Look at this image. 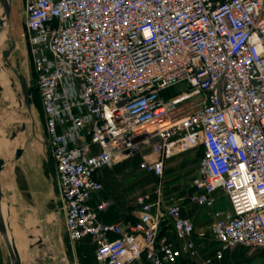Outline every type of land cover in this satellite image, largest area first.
I'll return each instance as SVG.
<instances>
[{"label":"built area","instance_id":"built-area-1","mask_svg":"<svg viewBox=\"0 0 264 264\" xmlns=\"http://www.w3.org/2000/svg\"><path fill=\"white\" fill-rule=\"evenodd\" d=\"M22 3L69 242L90 240L97 264H221L237 247L264 264V0ZM199 151L185 195L158 187L133 217L98 221L114 206L93 204L101 170L138 158L161 180L170 160ZM190 207L211 212V258L196 260Z\"/></svg>","mask_w":264,"mask_h":264},{"label":"crops","instance_id":"crops-1","mask_svg":"<svg viewBox=\"0 0 264 264\" xmlns=\"http://www.w3.org/2000/svg\"><path fill=\"white\" fill-rule=\"evenodd\" d=\"M22 42L24 43L23 40ZM8 52L4 53H7L8 56L10 54ZM24 53L25 57L23 60L18 61L19 66L16 70L13 67H9V69L17 77L31 76L33 80L31 61L25 43ZM3 61L8 64L7 59L4 58ZM2 67L0 66V73ZM21 89L27 91L26 82L21 84ZM32 136L33 141L27 149L22 147L14 150L15 159L9 164V166H13L10 174L7 171L5 172V159L9 160V158L3 159L0 157V160L5 164L0 173L1 212L7 227L8 237L15 247L20 263L97 264L95 261V247L90 240L84 239L75 244L69 242L64 230L63 214L57 195L53 166L44 142L43 131L40 133L38 131L37 135L33 134ZM17 150L21 151L19 158H16ZM201 154L200 151L196 153L198 157L195 159L196 169ZM186 161L181 159L179 162L185 165L187 164ZM138 164L139 159L134 158L112 169H103L98 174L97 178L102 184L103 195L96 196L93 204L104 197L109 198L114 204L110 211L99 216L98 221L101 224L124 222L125 219L131 218L135 214L137 197L144 195L150 198L154 197L151 196V191L143 193L149 182L151 183L154 178L140 171ZM139 173H142L143 176ZM199 210L190 207L184 212V215L189 217L194 225L197 261L211 258L216 249V244L210 238L209 230H204L207 227V221ZM168 238L176 246H179L172 234ZM228 253L225 254L221 264H224L226 259L228 261L232 260L233 254ZM0 264H11L1 235Z\"/></svg>","mask_w":264,"mask_h":264},{"label":"rangeland","instance_id":"rangeland-1","mask_svg":"<svg viewBox=\"0 0 264 264\" xmlns=\"http://www.w3.org/2000/svg\"><path fill=\"white\" fill-rule=\"evenodd\" d=\"M4 2L9 8V20H4L5 26L0 38V66H3L0 73V139H2L0 143L7 142V147L0 149V157L3 159L9 158V160L5 159V172L7 171L10 174L13 166H9V164L15 159L14 150L22 147L27 149L33 141L32 135H37L38 131L39 133L42 132V115L34 78L32 80L31 76L27 77L25 75L22 78L17 77L9 69V67H13L16 70L19 66L18 61L23 60L25 57L24 43L21 39L24 29L22 0H4ZM2 10L0 3V15H3ZM8 51L10 54L5 58V60H8V64H5L2 53ZM23 82H26L28 86V96H25V89L23 91L21 89ZM197 158L195 152H190L173 159L167 164L162 179H154L151 183L149 182L143 193L151 191V196H154V191L161 187L165 196L185 195L190 189L192 179L195 177V159ZM181 159L187 160V164L182 165L179 162ZM140 175L143 176L142 173ZM218 204V209L227 207L224 198L219 199ZM199 211L207 221V227L204 230H210L212 224L211 212ZM229 253L233 254L232 260L228 261L226 259L224 264H247L248 262L249 264H260L259 261L262 257L260 251L244 247L234 248Z\"/></svg>","mask_w":264,"mask_h":264},{"label":"water","instance_id":"water-1","mask_svg":"<svg viewBox=\"0 0 264 264\" xmlns=\"http://www.w3.org/2000/svg\"><path fill=\"white\" fill-rule=\"evenodd\" d=\"M0 3H1V6H2V9H3L2 12H3V15H4V16L2 15V17L0 15V38H1L4 26H5L4 23H5V21L9 20V8L6 6L4 0H0ZM6 57H7V53H3V58H6ZM25 96H28V92L27 91H25ZM27 107H28V105H27ZM20 155H21V151L17 150L16 151V158H19ZM4 167H5L4 162L0 160V173L3 170ZM0 235H1L2 239H3L4 245H5L6 249H7L8 254H9V257H10V260H11V264H21L20 260H19V258L17 256L15 247L11 244V241H10V239L8 237L7 227L5 225V221H4L2 212H1V189H0Z\"/></svg>","mask_w":264,"mask_h":264},{"label":"bare ground","instance_id":"bare-ground-1","mask_svg":"<svg viewBox=\"0 0 264 264\" xmlns=\"http://www.w3.org/2000/svg\"><path fill=\"white\" fill-rule=\"evenodd\" d=\"M4 16V15H3ZM1 17H2V15H1ZM0 140H2V139H0ZM7 147V142H1L0 143V149H2V148H6Z\"/></svg>","mask_w":264,"mask_h":264}]
</instances>
